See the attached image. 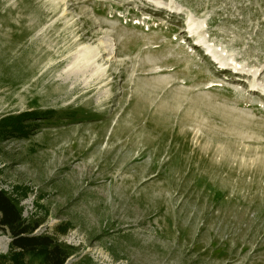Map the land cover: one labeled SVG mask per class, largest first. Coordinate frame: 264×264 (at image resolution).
<instances>
[{
  "label": "rangeland",
  "instance_id": "374dc122",
  "mask_svg": "<svg viewBox=\"0 0 264 264\" xmlns=\"http://www.w3.org/2000/svg\"><path fill=\"white\" fill-rule=\"evenodd\" d=\"M258 89L264 0H0V189L65 264H264Z\"/></svg>",
  "mask_w": 264,
  "mask_h": 264
},
{
  "label": "trees",
  "instance_id": "16d2710c",
  "mask_svg": "<svg viewBox=\"0 0 264 264\" xmlns=\"http://www.w3.org/2000/svg\"><path fill=\"white\" fill-rule=\"evenodd\" d=\"M21 117L22 115L15 119L12 117L5 119L7 123L0 125L2 130L0 136L13 132L27 135ZM22 213L19 202L7 191L0 189V229H6L11 233L10 248L17 250L10 254L13 264H25L26 254L42 259L45 264H65L71 255L69 248L49 234H37L35 231L39 227L38 223L27 221Z\"/></svg>",
  "mask_w": 264,
  "mask_h": 264
},
{
  "label": "bare ground",
  "instance_id": "6f19581e",
  "mask_svg": "<svg viewBox=\"0 0 264 264\" xmlns=\"http://www.w3.org/2000/svg\"><path fill=\"white\" fill-rule=\"evenodd\" d=\"M155 3H157V5H159V6H162V7H169L170 5H169V3L168 2H161V1H156ZM124 4H129L128 2H126V1H123V2H121V5H124ZM189 26H190V30L192 31V32H194L195 30H194V27H193V23H189ZM198 42H196V44H197ZM106 50V49H105ZM207 50V54L208 55H210V57L211 58H209L210 59V61L213 63V62H216V65H218L219 67H229V66H227V63H225L220 57H218L217 55H215L213 52H211V50L208 48V49H206ZM111 53V52H110ZM230 67H232V68H234V70H238V67H236V66H230ZM220 73H221V71H220ZM254 85V84H253ZM252 87V86H251ZM253 87H255V85L253 86ZM252 87V88H253ZM262 93V95H264V93L263 92H261ZM260 93V94H261Z\"/></svg>",
  "mask_w": 264,
  "mask_h": 264
}]
</instances>
